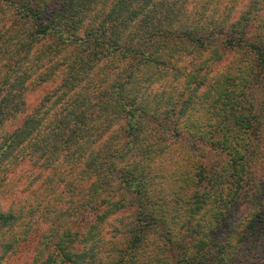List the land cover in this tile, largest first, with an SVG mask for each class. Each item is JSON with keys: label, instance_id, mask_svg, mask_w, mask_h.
Segmentation results:
<instances>
[{"label": "trees", "instance_id": "obj_1", "mask_svg": "<svg viewBox=\"0 0 264 264\" xmlns=\"http://www.w3.org/2000/svg\"><path fill=\"white\" fill-rule=\"evenodd\" d=\"M2 22L0 264H264V0H0Z\"/></svg>", "mask_w": 264, "mask_h": 264}, {"label": "rangeland", "instance_id": "obj_2", "mask_svg": "<svg viewBox=\"0 0 264 264\" xmlns=\"http://www.w3.org/2000/svg\"><path fill=\"white\" fill-rule=\"evenodd\" d=\"M8 19H6L7 21ZM5 22V21H4ZM3 24V22L0 24V27L1 25ZM9 24V23H7ZM254 30V29H253ZM225 63V62H223ZM216 67H219V65H216ZM44 88H40V89H34L32 91H30L28 93V101H29V106L30 107H33L41 98L42 96L44 95ZM31 169H32V166L31 165H23L22 168H20L18 171H17V176H19L21 178V180L19 181V188L20 190L21 189H24V192H22V196L23 195H32L30 196L31 200L36 198V197H43V196H48L49 195V192L46 188H47V184L46 182L44 181V177L45 175L48 174V171H44L42 175H40L42 177V179H34V177L30 176L31 174ZM59 188V187H58ZM62 187L60 186L59 189H61ZM37 189L39 193L41 194H37L36 196H34V190ZM33 193V194H32ZM20 197L17 196V198ZM16 199V198H15ZM47 199V198H46ZM16 202V200H14ZM35 243L32 242L30 244H28L27 246H24L21 251H19L17 254H15L13 257L9 258L8 259V262L9 264H24V263H27L31 260V258L33 257L34 255V247H35Z\"/></svg>", "mask_w": 264, "mask_h": 264}]
</instances>
